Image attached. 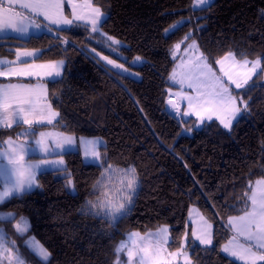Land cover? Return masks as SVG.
Segmentation results:
<instances>
[{
	"label": "trees",
	"instance_id": "1",
	"mask_svg": "<svg viewBox=\"0 0 264 264\" xmlns=\"http://www.w3.org/2000/svg\"><path fill=\"white\" fill-rule=\"evenodd\" d=\"M91 2L106 14L102 34L76 22L27 39L4 37L0 57L12 58L18 49L29 48L41 50L38 61L64 62L63 76L47 81L48 101L59 114L52 127L78 138H103L102 161L113 170L135 167V195L114 223L103 218V198L108 194L104 201L110 199L104 167L86 163L80 149L68 151L61 155L65 168L40 173L34 190L0 204V213L15 216L2 224L20 241L34 236L50 253L44 262L21 242L26 263L114 264L115 249L130 233L167 225L169 250L181 249L186 238L193 264H242L221 248L231 236L229 218L249 209L253 185L264 179V0H213L202 11L193 10L194 0ZM181 21L189 23L171 32ZM189 33L192 39L185 41ZM104 34L123 45L110 47ZM187 43H196L215 69L213 61L229 52L239 60L261 59V70L248 85L232 89L248 109L231 130L216 120L196 128L194 119L183 120L169 110L170 76L183 53L174 55V47ZM107 48L120 49L140 79L118 75L95 58L93 49L108 55ZM136 57L143 62L132 65ZM26 128H0V139L16 138ZM119 175L112 171V180ZM193 206L213 223L210 247L193 239ZM21 217L30 225L23 236L15 227Z\"/></svg>",
	"mask_w": 264,
	"mask_h": 264
},
{
	"label": "snow or ice",
	"instance_id": "2",
	"mask_svg": "<svg viewBox=\"0 0 264 264\" xmlns=\"http://www.w3.org/2000/svg\"><path fill=\"white\" fill-rule=\"evenodd\" d=\"M19 3L22 9L29 10L30 13H34L38 16H43L45 20H50L52 24H63L71 25L73 20L65 17L61 11V0H8V7L4 6V0H0V32L6 29H12L17 33H26L28 31V26L34 21L30 19V16L21 15V13L16 12L11 6ZM199 5H203V8H194V11L206 10L210 6L211 0H197ZM75 7V6H73ZM91 8L92 16L88 23L92 32H99L101 26L102 13L99 8H94L91 3L87 5ZM76 20H82L84 17L77 16L73 13ZM189 21H181L178 23L171 32L180 30ZM40 27V25H36ZM7 38V37H6ZM59 39V37H57ZM111 41L110 47L113 45H119L120 41L116 40L114 37H107ZM192 39L191 33H189L184 40ZM67 44L68 41H63ZM181 43H184L183 41ZM181 44H176L174 47L175 52L178 51ZM196 47L195 43L191 45H185V50L194 49ZM115 51V48L112 49ZM95 53V49L92 50ZM32 56V52H20L17 50L16 59L20 61L21 56ZM229 57L232 58L233 65H236L234 55L229 52L222 60H214L216 64L222 65L224 60ZM96 59L106 61L108 65H112L113 68L122 70L118 71V75L132 76L133 74L124 69L123 64H117L114 60L108 59L107 56L101 57L98 53L95 55ZM207 58L201 53L196 57V64L194 65L195 70H189L186 74L185 79L187 80V87L195 91V95L184 94L182 99L187 100V107L190 111L183 113L184 116H190L193 112L201 119L203 122L205 115L207 119H211L214 114L219 112H227L230 114L229 118L220 117V123L225 129L231 130L232 121L235 119L236 114L240 113L242 110L248 109V103L241 96L239 99L230 94L228 86H226L223 77H217L213 72L211 66L206 62ZM141 62L140 57H136L132 62L136 65ZM251 63V67H248ZM63 66V61H60L57 65H34L29 64L26 61H21L18 66H13V62L0 61V77H30L38 75L36 69H45L56 67L59 69ZM261 66V59L249 62L244 60L242 64L239 65L240 68L245 69V71L239 72L238 75L243 77V79H233L232 75L228 72L224 73V76L235 85V88L239 89L247 83V80L251 78L252 75L256 74L257 69ZM222 70V69H221ZM264 71V69H262ZM47 75H52L49 71ZM56 76L60 75L59 70L55 72ZM171 80L175 81L176 76L173 74L170 77ZM184 79L180 80L179 83L183 84ZM36 90L30 88L27 85H0V128L7 127L11 128L13 124L17 126L27 125L28 128L25 131L17 134L15 140L11 137L7 141L0 142V203H4L8 198L12 196H19L20 194L30 191L36 184V173L41 170L44 165H63V160H53L49 161L47 159H41L37 162H29L26 165L22 164L21 161L24 160L25 154L34 151H41L45 154L51 155L52 152L48 146L47 137L51 136V133L37 132L34 125L42 124L45 119L48 123H51V117L59 115L58 113L51 112L47 115L46 112H50V105L46 109H37L36 107ZM169 104H172L173 108L178 109L177 104H173L172 100L169 99ZM34 139L33 145H28L22 140V138L36 137ZM75 143L74 138L65 137L63 142L57 141V148H64V145L71 147ZM80 143L84 145L85 156L94 159L97 166H102L106 173L111 171H120L124 184V191L127 195H122L121 199L125 200V203L131 204L132 195L135 194L137 187V177L135 167H130L127 170H113L110 164H106L101 160L100 148L104 147L106 149V144L102 139L99 138H80ZM59 154V153H57ZM66 171V169H65ZM67 178V177H66ZM71 180L69 179V189L73 190ZM251 201L250 209L244 211L243 215L237 217L229 218V225L234 229V231L240 235L245 236L248 241H256L260 249H264V180L256 182L255 188L252 189L251 196L248 197ZM92 207L89 202L88 211H92ZM102 207L105 211L102 213L103 218L114 223L121 210L124 209L125 204L120 203L118 205L112 204L110 201L106 202ZM95 215H101V213H93ZM15 220V216L11 213L3 214L0 213V222L8 221L12 222ZM16 229L23 234L27 231L29 225L26 218L21 217L20 221L15 225ZM195 235V233H193ZM138 237V234L133 233L127 238V242L122 241L115 249L117 254V259L114 264H120L119 254L127 250V255L129 260L133 257V251L131 245L134 243V238ZM155 239L157 242L166 241L167 239V229H161L160 232L155 234ZM197 240L201 244L211 245L212 239L210 235H205L203 237L197 236ZM236 237H233L235 240ZM9 243L3 228H0V254L10 253L11 249L7 246ZM28 246L31 248L32 252L40 258V260L46 262L50 253L35 242L34 238H30L27 242ZM232 244V241H229ZM238 250L225 245L223 251L225 253H230L233 257H239L240 259H246L249 264H256V261H264V254L256 256V253L252 251V246L245 247L244 245H238ZM141 264H171V261H163L159 259L158 253L154 252L148 246H142L139 249ZM173 256L181 255V253L172 254ZM185 264H190L189 258L184 254ZM16 264H24L23 260L17 256Z\"/></svg>",
	"mask_w": 264,
	"mask_h": 264
},
{
	"label": "rangeland",
	"instance_id": "3",
	"mask_svg": "<svg viewBox=\"0 0 264 264\" xmlns=\"http://www.w3.org/2000/svg\"><path fill=\"white\" fill-rule=\"evenodd\" d=\"M4 1L6 3H8V0H4ZM21 2H25V1L21 0ZM89 3H91V5L94 8H98V7H96V6H94L92 4L91 0H61V11H62V13H63V15L65 17H67L70 20H73V23L82 22V23H85V24L89 25L88 21H89V19L92 16L91 8L87 7V5ZM196 3H197V1H196ZM196 3H195V5H197ZM7 5L8 4H4V6H7ZM14 5L20 6L19 3H16ZM73 6H75V7H73ZM26 11H29V10L26 9ZM73 13H75V15H77V16L84 17V19L76 20L74 18ZM101 13H102V17H101V23H102L104 21V19L106 18V14L103 13L102 11H101ZM32 15L33 16H30V19H32L34 21V23H32V24L35 25V27H34V31L35 32L34 33L29 32L27 34L28 37H30L32 35H39L40 33H42V32H40L41 30H44V29L46 30L47 28L63 29V28L70 27L72 25V24L71 25L52 24L50 20H45L43 18V16H38V15H36L34 13H32ZM36 25H40V27H37L38 28L37 29ZM98 33H101V29H99ZM104 36L108 37L105 34H104ZM122 45H123V43L120 42L119 46H122ZM195 45H196V47L194 49L187 50V51H185L183 53L180 52L178 54L179 55L178 62L176 63L175 68H174V70H173V72H172V74L170 76V77H172L173 74H175L176 80L173 81V80L170 79V83H171V85L173 87H171L169 89V98H168V104L167 105H168L169 110L174 115L175 114L178 115V117L183 119V120L194 119V121H195L194 126L196 128H201L206 123H208L209 121H212V120H216V121H218L220 123V117L229 118L230 114L227 113V112H219L217 114H214L210 120L207 119V115H205V118H204L203 122L201 121V119L194 112L190 116H184L183 115L184 112L190 111V109L187 107V100L182 99V96L184 94L195 95V91L192 90V89H189L187 87V83L188 82L185 79L186 74L188 73L189 70H195L194 69V65L196 64V57L199 56L202 53L200 51L198 45L196 43H195ZM21 49L22 50H24V49L36 50L35 53L30 51V52L33 53V55L34 54L37 55L38 53L39 54L41 53V50H38V49L20 48L19 50H21ZM112 49L111 48H107V50L109 51L108 55L106 53L99 52V51H96V50H95V53L94 52L93 53L95 55L98 53L101 57L107 56L108 59L114 60L117 64H123L124 65V69H127L128 72L133 74L131 77H133L135 79H140L139 73L135 72L132 68H130V67H128L126 65V61L128 62V60H127V57L123 54V52H121L120 49H115V51H113ZM21 52H24V51H21ZM15 59H16V57L15 58L13 57V59H1L0 61L4 60V62H6L7 60H9V61L12 60L13 61ZM245 60H247L249 62L254 61V60H250V59H245ZM133 61H131L132 65H133V63H132ZM235 61L237 63H236V65H233L232 58L229 57L227 60H224L222 65L217 64L218 65V69H215L214 67H212L206 61L211 66L213 72L216 74L217 77H223L224 78L225 84H226V86H228L230 94L232 96H234V97H236V95L233 93L232 89L239 90V89H242V88L246 87L248 85V83L252 80V78L254 76H256L259 73V71L261 70V66H260V68L257 69L256 74L252 75L251 78L247 80V83L244 84V86L242 88L237 89V88H235V85L232 84L231 81H229L226 76H224V73L228 72L230 75H232L233 79H243V77L239 76L238 73L242 72V71H245V69H242V68L239 67V65L242 64L244 60H239V59L235 58ZM59 62H60L59 60H57V61H45V63H37L36 65H57ZM102 62L109 69H111L114 72L122 71V70H118V69L113 68L112 65H108L106 61L102 60ZM142 62H143V59H141V62L138 63V64H141ZM138 64H136V65H138ZM248 67H251V63H249ZM57 70H59V72H60L59 76L55 75V72ZM36 71L38 72V75L30 76V77L35 78V80L39 79V75H44V77H46V79H49V80H56V79H59V78H61L63 76L64 62H63V66L60 67L59 69H57L56 67H52V68H45V69H41V70L38 69ZM49 71L52 72L51 76L46 74ZM182 79H184V81H185L183 84L179 83V81L182 80ZM43 84H44V87H42V88L40 87V84H38V83L37 84H29L30 88H34L36 90V101H37L36 107H37L38 110L42 109V108L47 110V106L50 105V103H49V101L47 99L46 85H45V83H43ZM19 85H23V83H21ZM41 97L43 98V100H41ZM39 98H40V100H39ZM169 99L172 100L173 104H177L179 106L178 109L173 108L172 104H169ZM51 112L57 113L50 105V112H46V114L50 115ZM238 114H236V117H235V119H233L232 124L237 119ZM57 117H58V115L54 116V117H51V121L57 119ZM43 123H46V122H43ZM13 125H15V124H13ZM50 128L51 127H48V128H46L44 130H48ZM55 130L59 134H61V136H62L60 142H63V139L65 137H72V138H74L75 143L71 147H68L67 145H64V148H57V146H56L57 144H54L53 145L54 146V150H58V151H75V150L80 149L82 151V153H83L84 160H85L86 163L96 164L94 159L85 156L84 145H82L80 143V138H82V137L78 138V137H76V135L64 133V132H61V131H59L57 129H55ZM24 131H25V129H24ZM45 133H49V132L45 131ZM55 135H56V133H51V136H53V137H51V139H47L46 138L47 142H48V140L57 142V138L55 137ZM11 138L13 140L16 139V138H13V137H11ZM83 138H88V139L99 138V139H102L104 141V139L100 138V137H83ZM7 140H8V138L3 139V140L0 139V142L7 141ZM22 140L24 142H26L28 145H33V142L28 140V138L27 139H22ZM34 152H39V151H34ZM34 152H29V153L25 154L24 157H28L30 155H33ZM44 159H46V158H44ZM47 160L53 161V160H56V159H52V160L47 159ZM63 162H64L63 165H44V166H42L41 170L37 171V173H36V184L34 185V187L30 191L34 190L37 187V185H38L37 184V177H38V175L40 173L45 172V171H49V170L59 169V167H61V166L65 167L66 166V161L63 160ZM21 163L26 165L27 163H29V161L28 160H23V161H21ZM103 178H105L103 183L104 184H109V187H110V189H109L110 199L108 201H104V200H106V198L108 196V194H107L106 197L103 198L102 204L104 205L106 202H109V201L112 204H116V205H118L120 203H124L125 207H124V209L121 210V214H119V216H121L122 214H124L126 212L127 208L130 206V204L125 203L124 199H121L122 195H127V193L124 191V184L122 183L123 176H122V174L119 175V177H115L114 176V179L112 180L113 176H112V171H111V174H106L105 173ZM260 180H264V179H259L257 181H260ZM256 182L254 183L253 188H255ZM26 192H29V191H26ZM251 194H252V191H251ZM251 194L249 196H251ZM134 195H132V197ZM14 196H12V197H14ZM12 197L8 198L6 201L11 199ZM0 204H2V203H0ZM250 206H251V201L249 200V209H250ZM192 208H197V207L193 206ZM1 213L8 214V213H11V212H1ZM11 214H13V213H11ZM243 214H241V215H243ZM191 215L192 216L189 219L193 223L194 233H195V236H193V227H192V236H193V239L198 244L201 245V243L199 242V240L196 239V237L197 236L203 237L205 235H209V229H208V225L209 224L211 226V233H212L211 237H212L213 236V229H212L213 223L210 220H208L206 217H200L199 218L198 216H195L193 213H191ZM200 216H203V215H200ZM237 216H240V215H237ZM237 216H234V217H237ZM3 222H5V221H3ZM3 222H0V228H3L4 233L6 234V236L8 238L9 243H8L7 246L11 249V252L10 253L6 252V253H3V254H0V264H16V257L17 256H19L23 260L24 264H32V263H26V261L24 260L22 254H21L20 243L24 242V244L31 250V248L28 246L27 242L29 241L30 238H34L35 242H37L41 246H43V245L34 236H28L23 241H20L19 238L9 234L6 226L2 224ZM28 225H29V221H28ZM228 225H229V220H228ZM229 227L232 228L230 225H229ZM161 229H167V239H166V241L157 242L156 239H155V234L160 232ZM28 230H29V227H28L26 232L21 234L16 229L17 234L20 235V236L25 235L28 232ZM230 232H231V230H230ZM141 234H143V235H139V236L142 237V238L141 239H134V243L131 245L132 251H133V257L131 258V260H129L128 255H127V259L126 260H128V262H129L128 264H141V261H140L141 253L139 252V249L142 246L150 247L154 252L158 253L159 259H161L163 261H171V264H185L184 254H186L187 257L189 258L190 264H193L190 251H188L187 247H186L187 243L183 244V248L178 249L176 251H170L169 250L168 246H169V243H170V234H169V227L167 225L161 226L159 229L149 231V232H147L145 234L144 233H141ZM233 237H236V239L233 240ZM186 240L187 239H185V241ZM185 241H184V243H185ZM229 241H232V244H229ZM124 242H127V237H126V240ZM241 244L244 245L245 247L252 246V251L254 253H256V255L264 254V249L261 250L259 248V246H258L256 241H248L245 236L238 235L234 231V229H233V235H232V232H231L230 238L227 240V242H225L223 244L221 250H222V252H224L223 251L224 246L225 245H229V247H232V248H234V249L239 251L238 245H241ZM43 248H45V247L43 246ZM178 252L181 253V255H178V256H173L172 255V254H175V253H178ZM126 254H127V250H126ZM225 254L230 255L231 257H233L230 253H225ZM49 257H48V259H49Z\"/></svg>",
	"mask_w": 264,
	"mask_h": 264
},
{
	"label": "crops",
	"instance_id": "4",
	"mask_svg": "<svg viewBox=\"0 0 264 264\" xmlns=\"http://www.w3.org/2000/svg\"><path fill=\"white\" fill-rule=\"evenodd\" d=\"M22 1H25V0H22ZM195 1V3H196V1L197 0H194ZM213 2V0H211V3ZM210 3V4H211ZM4 4H8V3H6L5 1H4ZM197 5H195V7L196 8H201V7H204L203 5H199L198 3H196ZM9 5H7V6H5V7H8ZM16 12H19V13H21V15H25V16H33L32 15V13H30L29 11H26V9H22L20 6H17V5H12L11 6ZM34 27H35V25L34 24H30L29 26H28V31L26 32V33H23V34H21V33H17V32H15L14 30H12V29H6V30H4V31H2V32H0V39L1 38H4V37H9V36H14V37H18V38H23V39H27V38H29L28 36H27V34L29 33V32H31V33H34L35 31H34ZM37 28V27H36ZM38 29V28H37ZM46 30L44 29V30H41L40 32H45ZM41 34V33H40ZM33 36V35H32ZM31 37V36H30ZM192 43H187V45H191ZM185 45L186 44H181V47H180V49H179V51H182V52H185L186 50H185ZM19 50V49H18ZM20 52L21 51H28V52H30V51H32L33 53H35V51L36 50H27V49H24V50H19ZM17 52V51H16ZM39 53L37 54V55H32V56H30V57H28V56H21L20 57V61H17V59H15V60H11V62H13V66L15 67V66H18L19 64H20V62L21 61H26L27 63H29V64H34V65H36L37 63H45V62H41V61H38L37 60V58L39 57ZM16 57V53H15V55H14V58ZM1 59H13V57L12 58H9V57H0V60ZM4 61V60H3ZM6 62H9V60H7ZM36 70H38V69H36ZM39 70H41V69H39ZM47 81H51V80H49V79H46V77H44V75H39V79H36L35 80V78H33V77H14V76H12V77H0V85H8V84H16V85H19V84H21V83H23V85H27V86H29V84H40V87L42 88V87H44V84L43 83H45V85H46V93H47ZM47 99H48V97H47ZM39 100H40V98H39ZM41 100H43V98L41 97ZM41 102V101H40ZM240 114L241 113H239L238 114V117L240 116ZM176 115V114H175ZM177 117H178V115H176ZM237 117V118H238ZM179 118V117H178ZM57 119H58V117H57ZM57 119H55V120H52L51 121V123H48V121L45 119L44 120V122H46V123H42V124H38V125H34V128L36 127V126H47V128L48 127H51L50 129H48V130H44V129H46V128H44V129H42V130H39V131H37V132H45V131H48L49 133H56V135H55V137L57 138V141H61V134H59L52 126L54 125V123L56 122V120ZM16 125V124H15ZM15 125H13V126H15ZM233 125V124H232ZM27 126V125H26ZM27 128H28V126H27ZM26 128V129H27ZM36 130V129H35ZM51 137H53V136H49V137H47V139H51ZM28 138V140H30L31 142H34V139H38L39 137L38 136H36L35 138L34 137H27ZM27 138H22V139H27ZM32 139V140H31ZM54 144H57V142H54V141H51V140H48V146H49V148H50V151L52 152V154L51 155H48V154H45V153H43V152H41V151H39V152H34L33 153V155H30V156H28V157H24V160H28L29 162H36V161H39V160H41V159H44V158H46V159H50V160H52V159H56V160H60V159H62V160H64V158L61 156L62 154H64V153H66V152H68V151H58V150H54ZM57 153H59V154H57ZM84 157V156H83ZM66 167V166H65ZM65 167H59V169H63V168H65ZM54 170H58V169H54ZM49 171H51V170H49ZM198 208H192L191 207V209H190V213H189V218L192 216L191 215V213H193L195 216H198L199 218L200 217H204V215L201 213V211H199V210H197ZM199 211V212H198ZM200 215H203V216H200ZM204 219V218H203ZM189 222L191 223V225H192V227H193V233H194V226H193V223L190 221V219H189ZM228 224V223H227ZM228 227H229V225H228ZM230 228V227H229ZM208 229H209V235L211 236V226H210V224L208 225ZM212 229H213V232H214V226L212 227ZM230 230H231V232H232V235H233V229L232 228H230ZM133 233H136V234H138V237H136V238H134V239H141L142 237H140L139 235H143V234H141V233H138V232H132V233H130L128 236H127V238L129 237V236H131ZM170 234V233H169ZM193 236H195V235H193ZM186 239V238H185ZM211 239H212V243H214V240H213V236L211 237ZM126 240V239H125ZM124 240V241H125ZM185 241V240H184ZM187 243V240L185 241V243H183V244H186ZM213 244H211V245H204V244H201V246H204V247H210V246H212ZM187 246V245H186ZM182 248H183V246H182ZM262 250V249H261ZM224 253V252H223ZM225 254V253H224ZM225 255H227V254H225ZM227 256H229L230 258H232V259H234V260H236V261H238V262H240V263H242V264H249V261L248 260H246V259H240L239 257H231L230 255H227ZM256 256H259V255H256ZM119 259H120V264H128L129 262H128V260H126L127 259V254H126V250L125 251H123V252H121L120 254H119ZM264 263V261H259V260H257L256 261V264H263Z\"/></svg>",
	"mask_w": 264,
	"mask_h": 264
}]
</instances>
